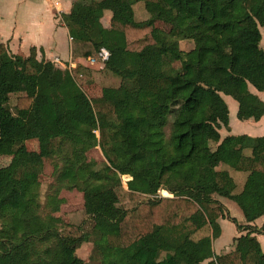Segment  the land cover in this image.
Here are the masks:
<instances>
[{
  "label": "trees",
  "instance_id": "obj_1",
  "mask_svg": "<svg viewBox=\"0 0 264 264\" xmlns=\"http://www.w3.org/2000/svg\"><path fill=\"white\" fill-rule=\"evenodd\" d=\"M139 2L149 15L143 21L134 19ZM61 20L71 57L94 59L105 49L103 67L120 84L97 88L86 66L61 70L0 42V157H11L0 168V264H84L75 252L88 236L39 215L38 178L55 154L66 157L68 188L83 194L98 264H264L252 236L264 232L253 225L264 216V136L218 132L228 128L222 95L237 103L238 120L264 115L249 92H264V0H77ZM180 40L194 47L182 54ZM70 146L98 147L108 166L74 163ZM221 165L245 175L239 191ZM160 190L172 197L157 198ZM213 195L233 201L246 225ZM219 218L246 234L215 256Z\"/></svg>",
  "mask_w": 264,
  "mask_h": 264
},
{
  "label": "crops",
  "instance_id": "obj_2",
  "mask_svg": "<svg viewBox=\"0 0 264 264\" xmlns=\"http://www.w3.org/2000/svg\"><path fill=\"white\" fill-rule=\"evenodd\" d=\"M76 1L77 0H0V42L6 46L7 50L12 55L28 57L31 50H34L38 61H49L61 70H70L78 64L86 66L90 68L93 78V72L95 70L93 66L98 63L101 68H104L102 64L104 62L96 60L94 63H91V58L87 60H74L71 57V39L67 28L61 20L62 15H67L71 12L72 6ZM109 21L110 15L105 14L101 20V24L105 29L109 27ZM249 92L264 103V92H258L251 86H249ZM228 97L229 96L222 95V99L228 108V128L222 127L218 131L221 139L228 136H248L251 138L264 136V115L257 121L252 119L245 121L238 120V105L229 97L236 103V107L233 110L229 108L226 99ZM220 168L231 174L237 185V191H239L243 185L245 175L233 172L224 165H221ZM216 196L217 195H213L212 197L224 208L225 213H227L229 217L235 219L238 225L245 226L246 222L244 217V222L241 223L236 217L231 216L233 211L232 207L227 203L220 202L215 198ZM224 199L234 203L227 198ZM225 221L231 222L227 218H219L217 220L220 227V235L218 238L212 240L211 243L212 252L215 256L231 253L234 250V239L246 234L245 232L238 231L236 227V234L231 236L230 242L225 244L223 242L225 236ZM253 225L260 229L264 225V216L255 220ZM210 233L209 231V234ZM252 236L259 242L264 254V232L253 234ZM208 262L209 260H206L202 264H207Z\"/></svg>",
  "mask_w": 264,
  "mask_h": 264
},
{
  "label": "rangeland",
  "instance_id": "obj_3",
  "mask_svg": "<svg viewBox=\"0 0 264 264\" xmlns=\"http://www.w3.org/2000/svg\"><path fill=\"white\" fill-rule=\"evenodd\" d=\"M134 19L137 21L145 20L148 18V13L144 8L143 3H137L133 6ZM106 23V22H104ZM261 33V47H264V29L261 25H258ZM179 50L182 54L187 53L191 50L194 45L191 40H180L178 42ZM264 49V48H263ZM94 67V83L97 88H117L120 84V79L114 77L108 71L101 68L97 63ZM15 96H11L8 103L10 109L13 111L15 104ZM228 106L232 110L236 107V103L231 98H226ZM97 135V133H96ZM26 148L29 151H37L38 146L36 141H28L25 143ZM70 156L73 158L74 163L89 164L92 163L96 171H103L107 165L105 158L98 147L87 150L85 152L74 151L70 146ZM71 159V158H70ZM11 162V157L2 156L0 157V168L7 167ZM42 174L38 178V204H39V215L41 220H46L47 217H53L60 219L63 224L74 225L79 227L82 232L88 236V241L84 242L77 250L76 256L81 259L84 264H98L100 261L99 254L94 250L93 246V223L84 212V200L83 194L77 188H68L67 180L62 178V172L68 166L66 164V157L62 154H55L52 159L45 160L43 162ZM121 184L126 189V183L130 180L128 175L120 176ZM157 198L161 197H172L165 191H158ZM147 198V199H154ZM220 202L229 204L233 211L231 216L236 217L241 223L244 222L243 216L236 204L216 196ZM225 236L223 242L227 244L231 240V236L236 234V225L229 221L224 222ZM50 243H46L48 245Z\"/></svg>",
  "mask_w": 264,
  "mask_h": 264
},
{
  "label": "built area",
  "instance_id": "obj_4",
  "mask_svg": "<svg viewBox=\"0 0 264 264\" xmlns=\"http://www.w3.org/2000/svg\"><path fill=\"white\" fill-rule=\"evenodd\" d=\"M108 59V52L105 49H101L100 52L97 55V58H91L90 62L94 63L96 60H100L102 62H105Z\"/></svg>",
  "mask_w": 264,
  "mask_h": 264
}]
</instances>
